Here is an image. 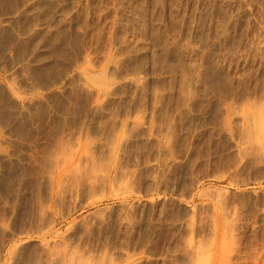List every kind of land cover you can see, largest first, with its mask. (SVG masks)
<instances>
[{
  "label": "rangeland",
  "instance_id": "obj_1",
  "mask_svg": "<svg viewBox=\"0 0 264 264\" xmlns=\"http://www.w3.org/2000/svg\"><path fill=\"white\" fill-rule=\"evenodd\" d=\"M0 2V264H264V0Z\"/></svg>",
  "mask_w": 264,
  "mask_h": 264
},
{
  "label": "bare ground",
  "instance_id": "obj_2",
  "mask_svg": "<svg viewBox=\"0 0 264 264\" xmlns=\"http://www.w3.org/2000/svg\"><path fill=\"white\" fill-rule=\"evenodd\" d=\"M75 2H76V1H75ZM0 3H1V2H0ZM72 3H73V2H72ZM147 3H148V2H147ZM73 4H75V3H73ZM145 4H146V3H145ZM218 4H219V3H218ZM64 5H65V4H64ZM83 5H84V4H83ZM139 5H140V4H139ZM225 5H226V4H225ZM5 7H7V6H5ZM13 7H14V6H13ZM33 8H34V6H33ZM67 8H68V7H67ZM178 8H179V7H178ZM89 9H90V8H89ZM95 9H96V8H95ZM64 10H65V9H64ZM105 10H106V9H105ZM133 10H134V9H133ZM243 10H244V9H243ZM33 11H34V10H33ZM65 11H66V10H65ZM103 11H104V10H103ZM221 11H222V10H221ZM11 12H12V11H11ZM96 12H97V11H96ZM86 13H87V12H86ZM10 14H11V13H10ZM65 14H66V13H65ZM11 15H12V14H11ZM33 15H34V14H33ZM76 16H77V15H76ZM148 17H149V16H148ZM75 18H76V17H75ZM83 18H84V17H83ZM117 18H118V17H117ZM230 18H231V17H230ZM99 19H100V18H99ZM218 19H219V18H218ZM153 20H154V19H153ZM226 20H227V19H226ZM14 21H15V20H14ZM62 21H63V20H62ZM162 21H163V20H162ZM175 21H176V20H175ZM215 21H216V20H215ZM113 22H114V21H113ZM64 23H65V22H64ZM86 23H87V22H86ZM86 23H85V24H86ZM143 23H144V22H143ZM63 25H64V24H63ZM251 25H252V24H251ZM32 26H33V25H32ZM261 26H262V25H261ZM222 28H224V27H222ZM83 29H84V28H83ZM258 30H260V29L258 28ZM27 31H28V30H27ZM157 31H158V30H157ZM49 32H50V31H49ZM207 32H208V31H207ZM85 33H86V32H85ZM186 34H187V33H186ZM22 37H23V36H22ZM55 37H56V36H55ZM128 37H129V36H128ZM24 38H25V37H24ZM87 38H88V37H87ZM28 39H29V37H28ZM32 39H33V38H32ZM50 39H51V38H50ZM122 39H123V38H122ZM0 40H1V39H0ZM6 41H7V39H6ZM35 41H36V40H35ZM95 41H96V39H95ZM99 41H100V40H99ZM122 42H123V41H122ZM204 42H205V41H204ZM32 43H33V42H32ZM60 44H61V43H60ZM242 45H243V44H242ZM260 46H262V44H261ZM129 47H130V46H129ZM136 47H137V46H136ZM246 47H248V46H246ZM250 47H251V46H250ZM257 47H258V46H257ZM34 48H35V47H34ZM60 48H61V47H60ZM197 48H198V47H197ZM200 48H201V47H200ZM251 50H252V49H251ZM8 51H9V50H8ZM10 51H11V50H10ZM234 51H235V50H234ZM243 51H244V50H243ZM202 52H204V51H202ZM240 52H242V51H240ZM62 53H64V52H62ZM67 53H68V52H67ZM108 53H109V52H108ZM200 53H201V52H200ZM242 53H243V52H242ZM65 54H66V53H65ZM84 54H85V53H84ZM97 54H98V53H97ZM129 54H130V53H129ZM136 54H137V53H136ZM37 55H38V54H37ZM67 55H68V54H67ZM74 55H75V54H74ZM4 56H5V55H4ZM79 56H80V54H79ZM81 56H82V54H81ZM81 56H80V57H81ZM87 57H88V56H87ZM22 58H23V57H22ZM39 58H40V57H39ZM128 58H129V57H128ZM184 59H185V58H184ZM43 60H44V59H43ZM77 60H78V59H77ZM138 60H139V59H138ZM182 60H183V59H182ZM203 60H204V59H203ZM12 62H13V61H12ZM20 62H21V61H20ZM77 62H78V61H77ZM81 62H82V61H81ZM81 62H80V63H81ZM199 62H200V61H199ZM239 62H240V61H239ZM92 63H93V62H92ZM104 63H105V62H104ZM88 64H89V63H88ZM88 64H87V67H88ZM123 64H124V63H123ZM134 64H135V63H134ZM186 64H187V63H186ZM217 64H219V63H217ZM78 65H79V64H78ZM91 65H92V64H91ZM102 65H103V64H102ZM220 65H221V64H220ZM75 66H76V65H75ZM84 66H85V65H84ZM188 66H189V65H188ZM193 66H194V65H193ZM196 66H197V65H196ZM100 67H101V66H100ZM135 67H136V66H135ZM16 68H17V67H16ZM72 68H73V67H72ZM83 68H84V67H83ZM140 68H141V67H140ZM182 68H184V67H182ZM200 68H201V67H200ZM79 69H80V68H79ZM101 69H102V68H101ZM106 69H107V68H106ZM110 69H111V68H110ZM175 69H176V68H175ZM201 69H202V68H201ZM207 69H209V68H207ZM81 70H82V69H81ZM127 70H128V69H127ZM187 70H188V69H187ZM82 71H83V70H82ZM101 71H102V70H101ZM133 71H134V70H133ZM238 71H239V70H238ZM62 72H63V71H62ZM103 72H104V70H103ZM134 72H135V71H134ZM187 72H188V71H187ZM109 73H110V72H109ZM111 73H112V72H111ZM129 73H130V72H129ZM185 73H186V72H185ZM195 73H196V72H195ZM234 73H235V72H234ZM102 74L104 75V73H102ZM102 74H101V75H102ZM130 74H131V73H130ZM196 74H197V73H196ZM207 74H208V73H207ZM103 75H102L101 78H103ZM172 75H173V74H172ZM83 76H84V75H83ZM95 76H96V75H95ZM105 76H106V75H105ZM129 76H130V75H129ZM182 76H183V75H182ZM182 76H181V77H182ZM199 76H201V75H199ZM85 77H87V76H85ZM98 77L100 78V76H98ZM123 77H124V76H123ZM10 78H11V77H10ZM101 78H100V79H101ZM145 78H146V77H145ZM210 78H211V77H210ZM235 78H236V77H235ZM253 78H254V77H253ZM110 79H111V78H110ZM118 79H119V78H118ZM157 79H158V78H157ZM237 79H238V78H237ZM237 79H236V80H237ZM24 80H25V79H24ZM214 80H215V79H214ZM234 80H235V79H234ZM261 80H262V79H261ZM33 81H34V80H33ZM44 81H45V80H44ZM115 81H116V80H115ZM185 81H186V80H185ZM75 82H76V81H75ZM230 83H231V82H230ZM139 84H140V83H139ZM194 84H195V83H194ZM69 85H70V84H69ZM123 85H124V83H123ZM161 85H162V84H161ZM187 85H188V84H187ZM196 85H197V84H196ZM118 86H119V85H118ZM216 86H217V85H216ZM229 86H230V85H229ZM205 87H206V86H205ZM211 87H212V86H211ZM239 87H240V86H239ZM84 89H85V88H84ZM149 89H150V88H149ZM196 89H197V88H196ZM222 89H223V88H222ZM36 90H37V89H36ZM80 90H81V88H80ZM106 90H107V89H106ZM218 90H219V89H218ZM85 91H86V90H85ZM238 91H239V90H238ZM105 92H106V91H105ZM108 92H109V91H108ZM151 92H152V91H151ZM158 92H159V91H158ZM209 92H210V91H209ZM228 92H229V91H228ZM32 93H33V92H32ZM72 93H74V92H72ZM88 93H89V92H88ZM156 93H157V92H156ZM187 93H188V92H187ZM196 94H197V93H196ZM126 95H127V94H126ZM100 96H101V95H100ZM100 96H99V97H100ZM107 96H108V95H107ZM191 96H192V95H191ZM207 96H208V95H207ZM223 97H224V96H223ZM119 98H120V97H119ZM241 98H242V97H241ZM245 98H246V97H245ZM245 98H244V99H245ZM254 98H257V97H254ZM254 98H253V99H254ZM154 99H155V98H154ZM244 99H243V100H244ZM248 99H249V98H248ZM258 99H260V98H258ZM217 100H218V99H217ZM224 100H225V99H224ZM229 100H230V99H229ZM229 100H228V101H229ZM226 101H227V100H226ZM246 101H247V100H246ZM246 101H245V102H246ZM250 101H251V100H250ZM101 102H102V101H101ZM247 102H248V101H247ZM7 103H8V102H7ZM257 103H258V102H257ZM261 103H262V102H261ZM127 104H128V103H127ZM10 105H11V104H10ZM248 105H249V104H248ZM250 105H251V104H250ZM250 105H249V107H250ZM262 105H264V104H262ZM262 105H261V107H264V106H262ZM94 106H95V105H94ZM223 106H224V105H223ZM227 106H228V105H227ZM252 106H254V105H252ZM255 106H256V105H255ZM258 106H259V105H258ZM258 106H257V107H258ZM52 107H53V106H52ZM125 107H126V106H125ZM142 107H143V106H142ZM224 107H225V106H224ZM261 107H260V108H261ZM12 108H13V107H12ZM18 108H19V107H18ZM129 108H130V107H129ZM213 108H214V107H213ZM240 108H242V107H240ZM250 108H251V107H250ZM250 108H249V109H250ZM252 108H253V107H252ZM252 108H251V109H252ZM260 108H259V109H260ZM135 109H136V108H135ZM220 109H221V108H220ZM246 109H247V108H246ZM251 109H250V110H251ZM255 109H256V107H255ZM261 109H262V108H261ZM10 110H11V109H10ZM34 110H35V109H34ZM250 110H249V111H250ZM252 110H253V109H252ZM256 110H257V109H256ZM256 110H255V112H256ZM215 111H216V110H215ZM220 111H221V110H220ZM241 111H242V110H241ZM246 111H248V110H246ZM257 111H259V110H257ZM113 112H114V111H113ZM221 112H222V111H221ZM252 112H253V111H252ZM52 113H53V112H52ZM189 113H190V112H189ZM246 113H247V112H246ZM248 113H249V112H248ZM250 113H251V112H250ZM34 114H35V113H34ZM112 114H113V113H112ZM178 114H179V113H178ZM224 114H225V113H224ZM224 114H223V115H224ZM253 114H254V112H253ZM3 115H4V114H3ZM5 115H6V114H5ZM202 115H203V114H202ZM219 115H220V114H219ZM225 115H226V114H225ZM240 115H241V114H240ZM9 116H10V115H9ZM229 116H230V115H229ZM247 116H249V115H247ZM256 116H257V115H256ZM40 117H41V116H40ZM109 117H110V116H109ZM127 117H128V116H127ZM208 117H209V116H208ZM254 117H255V116H254ZM123 118H125V117H123ZM232 118H233V117H232ZM257 118H258V116L256 117V119H257ZM32 119H33V118H32ZM135 119H136V118H135ZM139 119H140V117H139ZM221 119H222V118H221ZM235 119H236V118H235ZM70 120H71V119H70ZM136 120H137V119H136ZM192 120H193V119H192ZM247 120H248V119H247ZM257 120H258V119H257ZM130 121H131V120H130ZM132 121H133V120H132ZM140 121H141V120H140ZM260 121H261V120H260ZM52 122H53V121H52ZM198 122H199V121H198ZM214 122H215V121H214ZM232 122H233V121H232ZM235 122H236V121H235ZM251 122H253V120H251ZM255 123H256V121H254V124H255ZM5 124H6V123H5ZM54 124H55V123H54ZM149 124H150V123H149ZM251 124H253V123H251ZM254 124H253V125H254ZM191 125H192V124H191ZM248 125H249V124H248ZM261 125H262V124H261ZM110 126H111V125H110ZM118 126H119V125H118ZM135 126H136V124H135ZM237 126H238V125H237ZM123 127H124V126H123ZM204 127H205V126H204ZM223 127H224V126H223ZM246 127H247V124H246ZM248 127H249V126H248ZM248 127H247V128H248ZM254 127H255V129H256V124H255ZM254 127H251V126H250L249 128H254ZM261 127H264V126H261ZM132 128H133V127H132ZM139 128H140V127H139ZM22 129H23V128H22ZM146 129H148V128L146 127ZM230 130H231V129H230ZM239 130H240V129H239ZM250 130H251V129H250ZM259 130H262V129L259 127ZM20 131H21V130H20ZM129 131H130V130H129ZM131 131H132V130H131ZM153 131H154V130H153ZM213 131H214V130H213ZM224 131H225V130H224ZM224 131H223V132H224ZM255 131H256V130H255ZM255 131L253 130V133H254ZM262 131H264V130H262ZM124 132H125V131H124ZM132 132H133V131H132ZM221 132H222V131H221ZM244 132H245V131H244ZM247 132H249V131H247ZM247 132H245L244 134H246ZM251 132H252V131H251ZM116 133H117V132H116ZM130 133H131V132H130ZM170 133H171V132H170ZM242 133H243V132H242ZM121 134L123 135V132H122ZM230 134H231V136H232V133H230ZM234 134H236V133H234ZM248 134H249V133H248ZM254 134H255V133H254ZM122 135H121V136H122ZM156 135H157V134H156ZM160 135H161V134H160ZM217 135H218V134H217ZM221 135H222V134H221ZM250 135H251V134H250ZM262 135H264V134H262ZM113 136H114V135H113ZM113 136H112V137H113ZM124 136H125V135H124ZM137 136H138V135H137ZM251 136H252V135H251ZM244 137H245V136H244ZM246 137H247V136H246ZM261 137H262V136H261ZM132 138H133V137H132ZM147 138H148V137H147ZM253 138H254V137H253ZM253 138H252V139H253ZM111 139H112V138H111ZM122 139H123V138H122ZM135 139H136V138H135ZM148 139H149V138H148ZM216 139H217V138H216ZM252 139H251V141H253ZM255 139H256V138H255ZM255 139H254V140H255ZM21 140H22V139H21ZM86 140H87V139H86ZM101 140H102V139H101ZM126 140H127V139H126ZM168 140H169V139H168ZM211 140H212V139H211ZM231 140H232V139H231ZM247 140H248V139H247ZM256 140H257V139H256ZM55 141H56V140H55ZM72 141H73V140H72ZM82 141H83V140H82ZM82 141H81V142H82ZM89 141H90V140H89ZM166 141H167V140H166ZM245 141H246V140H245ZM60 142H61V141H60ZM122 142H123V141H122ZM145 142H146V141H145ZM243 142H244V141H243ZM254 142H255V141H254ZM56 143H57V142H56ZM58 143H59V142H58ZM105 143H106V142H105ZM245 143H246V142H245ZM52 144H53V143H52ZM73 144H74V143H73ZM112 144H114V143H112ZM120 144H121V143H120ZM217 144H218V143H217ZM252 144H253V143H252ZM12 145H13V144H12ZM56 145H58V144H56ZM59 145H60V144H59ZM242 146H243V145H242ZM75 147H77V146H75ZM113 147H114V146H113ZM164 147H165V146H164ZM216 147H217V146H216ZM66 148H67V147H66ZM66 148H65V149H66ZM85 148H86V147H85ZM101 148H102V147H101ZM149 148H150V147H149ZM166 148H167V147H166ZM250 148H251V147H250ZM59 149H60V148H59ZM251 149H252V148H251ZM251 149H250V150H251ZM5 150H6V149H5ZM72 150H74V149H72ZM72 150H71V152H73ZM85 150H87V149H85ZM142 150H143V149H142ZM211 150H212V149H211ZM252 150H253V149H252ZM252 150H251V151H252ZM2 151H3V150H2ZM122 151H123V150H122ZM162 151H163V150H162ZM172 151H173V150H172ZM235 151H236V150H235ZM245 151H246V149H245ZM245 151H244V152H245ZM106 152H107V150H106ZM167 152H168V151H167ZM167 152H166V153H167ZM209 152H210V151H209ZM219 152H220V151H219ZM253 152H255V151H253ZM67 153H68V152H67ZM257 153H258V152H257ZM65 154H66V153H65ZM68 154H69V153H68ZM68 154H67V155H68ZM99 154H100V153H99ZM110 154H111V152H110ZM138 154H139V153H138ZM149 154H150V153H149ZM159 154H160V153H159ZM209 154H210V153H209ZM234 154H235V153H234ZM50 155H51V154H50ZM71 155H72V154H71ZM119 155H120V154H119ZM135 155H136V154H135ZM144 155H145V154H144ZM241 155H242V154H241ZM247 155H248V154H247ZM254 155H255V154H254ZM47 156H48V154H47ZM52 156H53V155H52ZM56 156H57V155H56ZM62 156H63V155H62ZM64 156H65V155H64ZM214 156H215V155H214ZM245 156H246V154H245ZM245 156H244V157H245ZM257 156H258V155H257ZM259 156H260V155H259ZM43 157H44V156H43ZM45 157H46V156H45ZM66 157H67V156H66ZM128 157H129V156H128ZM162 157H163V156H162ZM219 157H220V156H219ZM47 158H48V157H47ZM57 158H58V157H57ZM167 158H168V157H167ZM52 159H53V158H52ZM85 159H86V158H85ZM224 159H225V158H224ZM55 160H56V159H55ZM61 160H62V159H61ZM63 160H64V159H63ZM56 161H57V160H56ZM92 161H93V160H92ZM117 161H118V160H117ZM154 161H155V160H154ZM17 162H18V161H17ZM47 162H48V161H47ZM58 162H59V160H58ZM78 162H79V161H78ZM162 162H163V161H162ZM206 162H207V161H206ZM44 163H45V162H44ZM52 163H53V162H52ZM62 163H63V161H62ZM91 163H92V162H91ZM122 163H123V162H122ZM181 163H182V162H181ZM38 164H39V163H38ZM50 164H51V163H50ZM100 164H101V162H100ZM102 164H103V163H102ZM117 164H118V163H117ZM143 164H144V163H143ZM143 164H142V165H143ZM1 165H2V164H1ZM76 165H77V164H76ZM93 165L95 166V164H93ZM93 165H92V166H93ZM162 165H163V164H162ZM74 166H75V165H74ZM80 166H81V165H80ZM85 166H86V165H85ZM85 166H84V167H85ZM102 166H103V165H102ZM104 166H105V165H104ZM171 166H172V165H171ZM82 167H83V166H82ZM97 167H98V166H97ZM16 168H17V167H16ZM42 168H43V167H42ZM47 168H48V167H47ZM56 168L59 169L58 167H56ZM78 168H79V167H78ZM116 168H117V167H116ZM199 168H200V167H199ZM6 169H7V168H6ZM75 169H76V168H75ZM81 169H82V168H81ZM94 169H95V168H94ZM205 169H206V168H205ZM44 170H45V169H44ZM44 170L42 169V171H44ZM49 170H50V169H49ZM49 170H48V171H49ZM105 170H106V169H105ZM122 170H123V169H122ZM128 170H129V169H128ZM131 170H132V169H131ZM160 170H161V169H160ZM56 171H57V170H56ZM79 171H80V170H79ZM79 171H78V172H79ZM103 171H104V170H103ZM228 171H229V170H228ZM59 172H62V171L59 170ZM69 172H70V171H69ZM69 172H68V173H69ZM76 172H77V170H76ZM128 172H129V171H128ZM135 172H136V171H135ZM213 172H214V171H213ZM226 172H227V171H226ZM8 173H9V172H8ZM44 173H45V172H44ZM49 173H50V172H49ZM70 173H71V172H70ZM73 173H75V172H73ZM83 173H84V171H83ZM99 173H102V172H99ZM119 173H120V172H119ZM131 173H132V172H131ZM163 173H164V172H163ZM59 174H60V173H59ZM71 174H72V173H71ZM87 174H88V173H87ZM96 174H97V173H96ZM139 174H140V173H139ZM164 174H165V173H164ZM164 174H163V175H164ZM4 175H5V174H4ZM52 175H53V174H52ZM74 175H75V174H74ZM74 175H73V177H74ZM81 175H82V174H81ZM88 175H89V174H88ZM64 176H65V175H63V179H64ZM66 176H67V175H66ZM66 176H65V177H66ZM82 176H83V175H82ZM85 176H86V175H85ZM90 176H91V175H90ZM98 176H99V175H98ZM50 177H51V176H50ZM61 177H62V176H61ZM91 177H92V176H91ZM94 177H95V176H94ZM94 177H93V178H94ZM144 177H145V176H144ZM9 178H10V177H9ZM12 178H13V177H12ZM48 178H49V177H47V179H48ZM75 178H76V177H75ZM84 178H85V177H84ZM93 178H92V179H93ZM150 178H151V177H150ZM40 179H41V178H40ZM40 179H39V180H40ZM52 179H53V180H51V178H50V180H48V181H52L53 184H57V183H58L57 180H59V179H57V180L54 179V178H52ZM61 179H62V178H61ZM113 179H114V176H113ZM127 179H128V178H127ZM130 179H131V178H130ZM72 180H73V178H72ZM76 180H79V179H76ZM80 180H81V179H80ZM88 180H89V177H88ZM128 180H129V179H128ZM153 180H154V179H153ZM195 180H196V179H195ZM48 181H47V182H48ZM85 181H86V179H85ZM114 181L116 182V180H114ZM118 181H119V180H118ZM118 181H117V182H118ZM166 181H167V180H166ZM200 181H201V180H200ZM31 182H32V181H31ZM45 182H46V181H45ZM47 182H46V183H47ZM65 182H66V181H65ZM74 182H75V181H74ZM81 182H82V181H81ZM83 182H84V181H83ZM91 182H92V181H91ZM124 182H125V181H124ZM242 182H244V181H242ZM50 183H51V182H50ZM59 183H60V182H59ZM61 183H62V181H61ZM61 183H60V184H61ZM63 183H64V181H63ZM71 183H72V182H71ZM76 183H77V182H76ZM112 183H114V182H112ZM118 183H119V182H118ZM17 184H18V183H17ZM96 184H97V183H96ZM116 184H117V183H116ZM39 185H40V184H39ZM61 185H62V184H61ZM61 185H58V186H61ZM89 185H91V184H89ZM117 185H118V184H117ZM120 185H121V184H120ZM129 185H131V184H129ZM46 186H47V185H46ZM48 186H49V185H48ZM48 186H47V188H48ZM50 186H52V185H50ZM50 186H49V187H50ZM76 186H77V185H76ZM79 186H80V185H79ZM99 186H100V185H99ZM101 186H102V185H101ZM122 186H123V185H122ZM65 187H66V186H65ZM113 187H114V186H113ZM115 187H117V186H115ZM115 187H114V188H115ZM157 187H158V186H157ZM58 188H59V187H58ZM60 188H61V187H60ZM60 188H59V189H60ZM118 188H119V185H118ZM128 188H129V187H128ZM141 188H142V187H141ZM38 189H39V188H38ZM51 189H52V187H51ZM59 189H58V190H59ZM73 189H74V187H73ZM126 189H127V188H126ZM49 190H50V189H49ZM61 190H62V189H61ZM70 190H71V188H70ZM88 190H89V188H88ZM117 190H118V189H117ZM120 190H121V189H120ZM165 190H166V189H165ZM188 190H189V189H188ZM20 191H22V190H20ZM44 191H45V190H44ZM64 191H65V190H64ZM101 191H102V190H101ZM130 191H131V190H130ZM157 191H158V190H157ZM6 192H8V191H6ZM33 192H34V191H33ZM46 192H47V191H46ZM49 192H50V191H49ZM58 192H59V191H58ZM78 192H79V191H78ZM93 192H94V191H93ZM102 192H103V191H102ZM102 192H100V193H102ZM94 193H95V192H94ZM199 193H200V192H199ZM201 193H202V192H201ZM11 194H12V193H11ZM50 194H52V193H50ZM57 194H58V193H57ZM62 194H63V193H62ZM73 194H74V193H73ZM215 194H216V193H215ZM252 194H253V193H252ZM44 195H45V194H44ZM58 195H59V194H58ZM70 195H72V194H70ZM86 195H87V194H86ZM226 195H227V194H226ZM230 195H231V194H230ZM72 196H73V195H72ZM77 196H78V195H77ZM198 196H199V194H198ZM203 196H204V195H203ZM240 196H241V195H240ZM249 196H251V195H249ZM23 197H24V196H23ZM38 197H39V196H38ZM75 197H76V196H75ZM70 198H71V197H70ZM87 198H88V197H87ZM202 198H203V197H202ZM211 198H212V197H211ZM215 198H216V197H215ZM7 199H8V198H7ZM11 199H12V198H11ZM48 199H49V198H48ZM57 199H58V198H57ZM83 199H84V198H83ZM85 199H86V198H85ZM40 200H41V199H40ZM44 200H45V199H44ZM72 200H73V199H72ZM38 201H39V200H38ZM46 201H47V200H46ZM60 201H61V200H60ZM70 201H71V200H70ZM215 201H216V200H215ZM238 201H239V200H238ZM31 202H32V201H31ZM36 202H37V201H36ZM40 202H41V201H40ZM56 202H57V201H56ZM58 202H59V201H58ZM61 202H62V201H61ZM217 202H218V201H217ZM242 203H243V202H242ZM38 204H39V203H38ZM218 204H219V203H218ZM240 204H241V203H240ZM202 205H203V204H202ZM43 207H44V206H43ZM45 207H46V206H45ZM129 207H130V206H129ZM201 207H202V206H201ZM219 207H220V206H219ZM41 208H42V207H41ZM220 208H221V207H220ZM43 209H44V208H43ZM181 209H182V208H181ZM227 209H228V208H227ZM98 210H99V209H98ZM179 210H180V209H179ZM221 210H222V208H221ZM9 211H10V210H9ZM16 211H17V210H16ZM36 211H37V210H36ZM43 211H44V210H43ZM101 211H102V210H101ZM94 212H95V211H94ZM37 213H39V212H37ZM92 213H93V212H92ZM105 213H106V212H105ZM224 213H225V212H224ZM222 214H223V213H222ZM32 215H33V214H32ZM94 215H95V214H94ZM103 215H104V214H103ZM114 215H115V214H114ZM193 216H194V215H193ZM62 218H63V217H62ZM41 219H42V218H41ZM60 219H61V218H60ZM85 219H86V218H84V220H85ZM90 219H91V218H90ZM94 219H95V218H94ZM189 219H190V218H189ZM225 219H226V218H225ZM12 220H13V219H12ZM29 221H30V220H29ZM94 221H95V220H94ZM99 221H100V220H99ZM106 221H107V220H106ZM175 221H176V220H175ZM26 222H27V221H26ZM126 222H127V221H126ZM148 223H149V222H148ZM38 224H39V223H38ZM101 224H102V223H101ZM189 224H190V223H189ZM40 225H41V224H40ZM150 225H151V224H150ZM45 226H46V225H45ZM47 226H48V225H47ZM128 226H129V225H128ZM50 227H51V226H50ZM189 227H190V226H189ZM41 228H42V227H41ZM44 228H45V227H44ZM72 228H73V227H72ZM195 228H196V227H195ZM45 229H46V228H45ZM65 229H66V228H65ZM40 230H41V229H40ZM42 230H43V229H42ZM177 230H178V229H177ZM84 231H85V230H84ZM86 232H87V231H86ZM207 232H208V231H207ZM40 233H41V232H40ZM18 234H19V233H18ZM58 234H59V233H58ZM59 235H60V234H59ZM162 235H163V234H162ZM57 236H58V235H57ZM66 236H67V235H66ZM196 236H197V235H196ZM107 237H108V236H107ZM122 237H123V236H122ZM143 237H144V236H143ZM61 238H62V237H61ZM86 238H87V237H86ZM97 238H98V237H97ZM115 238H116V237H115ZM103 239H104V238H103ZM175 239H176V238H175ZM48 240H50V239H48ZM89 240H90V239H89ZM205 240H206V239H205ZM104 241H105V240H104ZM111 241H112V240H111ZM182 241H183V239H182ZM182 241H181V242H182ZM185 242H186V241H185ZM46 243H47V242H46ZM55 243H57V242H55ZM65 243H66V242H65ZM74 243H75V242H74ZM47 244H48V243H47ZM57 244H58V243H57ZM204 244H205V243H204ZM55 245H56V244H55ZM59 245H60V244H59ZM149 245H150V244H149ZM184 245H185V243H184ZM14 246H15V245H14ZM49 246H50V245H49ZM119 246H120V245H119ZM141 246H142V245H141ZM195 246H197V245H195ZM205 246H206V245H205ZM63 247H64V246H63ZM63 247H62V248H63ZM147 247H148V246H147ZM172 247H173V246H172ZM202 247H203V246H202ZM202 247H201V250H203ZM207 247H208V246H207ZM108 248H109V247H108ZM195 248H196V247H195ZM142 249H143V248H142ZM142 249H141V250H142ZM116 250H117V249H116ZM193 250H195V249H193ZM9 251H11V250H9ZM9 251H8V252H9ZM49 251H50V250H49ZM60 251H62V250H60ZM184 251H185V250H184ZM205 251H206V250H205ZM205 251H204V252H205ZM35 252H36V251H35ZM46 252H47V251H46ZM53 252H54V251H53ZM115 252H116V251H115ZM148 252H149V251H148ZM186 252H187V251H186ZM198 252H199V250H198ZM11 253H12V252H11ZM57 253H58V252H57ZM59 253H60V252H59ZM61 253H62V252H61ZM70 253H71V252H70ZM97 253H98V252H97ZM99 253H100V252H99ZM103 253H104V252H103ZM124 253H125V252H124ZM20 254H21V253H20ZM41 254H42V253H41ZM53 254H54V253H53ZM72 254H73V253H72ZM75 254H76V253H75ZM79 254H80V253H79ZM183 254H184V253H183ZM199 254H200V253H199ZM202 254H203V253H201V255H202ZM31 255H32V254H31ZM51 255H52V254H51ZM81 255H82V253H81ZM111 255H112V254H111ZM201 255H200V256H201ZM26 256H27V255H26ZM37 256H38V255H37ZM54 256L56 257V255H54ZM57 256H58V255H57ZM97 256H98V255H97ZM198 256H199V255L197 254L196 258H197ZM13 257H14V256H13ZM38 257H39V256H38ZM120 257H121V256H120ZM186 257H187V256H186ZM64 258H65V257H64ZM81 258H83V257H81ZM52 259H53V258H52ZM71 259H72V258H71ZM95 259H96V258H95ZM99 259L102 260L101 257H100ZM189 259H190V258H189ZM66 260H67V259H66ZM31 261H32V260H31ZM31 261H30V262H31ZM46 261H47V260H46ZM70 261H71V260H70ZM70 261H69V262H70ZM72 261H73V260H72ZM94 261H95V260H94ZM98 261H99V260H98ZM76 262H77V261H76ZM78 262H79V261H78ZM80 262H82V261L80 260ZM100 262H101V261H100ZM183 262H184V261H183ZM50 263H51V262H50ZM73 263H74V262H73ZM92 263H93V262H92ZM92 263H91V264H92ZM111 263H112V262H111ZM184 263H185V262H184ZM186 263H187V262H186ZM35 264H36V263H35ZM45 264H46V263H45ZM47 264H48V263H47ZM51 264H52V263H51ZM57 264H58V263H57ZM62 264H63V263H62ZM71 264H72V263H71ZM75 264H77V263H75ZM83 264H84V263H83Z\"/></svg>",
  "mask_w": 264,
  "mask_h": 264
}]
</instances>
